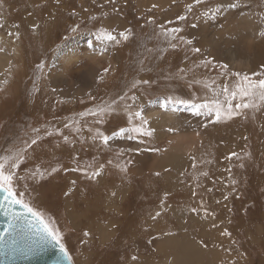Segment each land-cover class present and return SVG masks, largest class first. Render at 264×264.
<instances>
[{
	"label": "rangeland",
	"instance_id": "1",
	"mask_svg": "<svg viewBox=\"0 0 264 264\" xmlns=\"http://www.w3.org/2000/svg\"><path fill=\"white\" fill-rule=\"evenodd\" d=\"M187 4L193 0L0 2V34L14 45L0 72V155L31 144L39 129L16 169L15 188L55 221L74 264H264V102L219 120L192 109L224 101L226 78L201 61L264 78L251 76L264 72V0H201L177 20ZM161 25L182 29L171 41L177 47ZM223 25L229 31L219 36ZM101 28L120 43L98 38ZM228 41L239 58L249 56V41L257 43L251 47L261 59L250 58L253 70L231 68ZM73 51L66 77L53 80L50 71L61 73L60 60ZM55 59L60 64L52 69ZM238 79L228 76L229 86ZM135 81L149 83L133 88ZM166 97L188 103L165 110ZM105 105L114 110L91 114ZM136 111L152 135L120 132L140 123L129 116ZM181 132L196 133L198 144L165 152ZM143 159H155L156 167Z\"/></svg>",
	"mask_w": 264,
	"mask_h": 264
},
{
	"label": "snow or ice",
	"instance_id": "2",
	"mask_svg": "<svg viewBox=\"0 0 264 264\" xmlns=\"http://www.w3.org/2000/svg\"><path fill=\"white\" fill-rule=\"evenodd\" d=\"M2 2V0H0ZM58 2V0H57ZM175 2V0H173ZM201 0H193V4H200ZM193 4H187L185 6L186 13L185 15L177 16L176 19L183 21L186 19V14L188 11H191L193 8ZM236 5L233 4L232 7ZM156 7V5H153ZM216 11H219L217 8ZM209 13L205 12L204 15L207 16ZM214 18V14H213ZM168 23H172L169 21ZM163 29V25L160 26ZM182 29L179 27H173L169 29H163L162 34L169 39L170 47H177L176 44L171 43L172 40H176V33L181 32ZM130 29H126L124 32H120L119 36L124 40L128 39V35L126 33H130ZM261 35H264V31H261ZM11 35V33H9ZM18 35V34H17ZM98 38H102L109 42L120 43V40L116 35H113V32L107 29H100V34ZM179 40L184 43L191 44L192 41L186 39L183 36L179 37ZM3 51V49H0ZM194 52L199 53L201 51L200 48H193ZM205 67L211 64L213 67L220 68V75L224 76L225 83L222 88V93L224 95V101L221 102L220 99L214 98L211 101H204L199 104H192L193 111L196 112L197 115L201 114V109H206L208 115H211L213 112L215 113V117L219 120L222 114L228 118H231L233 115H239L240 112L236 110L240 109H249V108H258L261 102H264V78L260 79H251L247 73L243 75L240 72H229L228 64H215L212 60H204L201 61ZM37 67L43 68V64L38 65ZM261 68H264V65H261ZM108 68H105L103 71L108 72ZM228 76H235L238 79L237 83L229 86L227 81ZM253 77H264V72H253L251 74ZM99 78H102L99 77ZM138 83L147 84L149 81H135L132 84V87L135 88ZM239 98L240 102L235 103L233 106L232 101ZM120 100H124L125 97H119ZM132 99H135L133 96ZM116 101H112V104H115ZM173 103H188L187 101H173L171 97H166L161 103V107L167 110V108ZM112 105L98 106L95 111L90 110L91 114L96 115L99 113L103 115L105 112L113 111ZM130 117L139 118L140 123L131 129H120V132L123 133L125 131L136 132L138 134H143L145 136L152 135V129L146 128L145 125L148 124V119L144 118L142 112L136 111L134 113H129ZM168 131H174V129H168ZM33 132H36L37 135L35 138L31 140V144L27 141L24 142L23 147L17 148L11 155H0V193H2V198H0V210L4 211L5 216H9L8 222V233L9 236L12 237L13 245H17V240L13 234L20 235L22 240L30 239L33 243H35L40 248H44L48 245H51L54 248L59 249V255L56 256L55 264H72V257L65 247V245L61 242V236L59 233V229L55 225V221L50 217H47L45 213L39 210L37 207L33 206L32 203L26 201L24 199V192H17L15 188V180L17 177L16 169H18L25 158V152L32 145H35L37 141L40 139L39 137V129H33ZM100 138L103 140L105 144L108 143L109 137L101 134ZM67 139V138H65ZM232 155H235L233 153ZM195 166V165H193ZM53 172L56 171L55 168L52 169ZM98 175L97 173H93V176ZM158 175V173H157ZM195 211V209H193ZM158 215V214H157ZM19 229V231H18ZM225 234H228L225 232ZM88 235V233H85ZM5 240V236L0 234V242ZM15 250V249H14ZM22 250V247H21ZM29 250L31 251V246L29 245Z\"/></svg>",
	"mask_w": 264,
	"mask_h": 264
},
{
	"label": "bare ground",
	"instance_id": "3",
	"mask_svg": "<svg viewBox=\"0 0 264 264\" xmlns=\"http://www.w3.org/2000/svg\"><path fill=\"white\" fill-rule=\"evenodd\" d=\"M202 24L206 25L207 21L205 20H201ZM223 29L220 30L217 34L220 36L223 32V30H228L226 25H223ZM205 31L206 32V26H203L202 32ZM229 31V30H228ZM0 49H3V51H0V72L4 69H6L9 65V62L12 58V51L14 45H12V40L8 41L6 39V37L2 34H0ZM212 37L213 34H211ZM224 37V36H221ZM212 39V38H211ZM215 39H212V41ZM219 40V39H218ZM221 41V40H220ZM14 42V41H13ZM229 44H227L226 49H225V55L228 59V62L231 66V68L236 69V70H242V69H246V70H253V63L252 60L250 59L251 57H253V59H261V55L259 54L258 51H253L251 46H258L257 43L253 42V41H249L248 45L246 46L245 43H242L243 46H246V50H248V54L249 56L246 57H237L235 55V50L231 49V41H228ZM3 43L7 44L6 49L3 48ZM213 45V44H212ZM236 45V44H235ZM11 49V50H10ZM77 55L76 52H70L67 54L66 57L62 58V60H60L61 64H57V60L55 59L54 63L52 64V69L55 67H57L56 65H59V68L62 69V72L60 73L61 70L55 69V70H51L50 71V75L51 78L55 81L60 82V80H62L65 76V72H64V68L66 66L67 63L73 61L74 57ZM256 62L254 61V64ZM199 142V137L196 133L192 132V133H188V132H181L175 135L170 136L169 138V143L167 145V147L165 148V152H188L191 149H193ZM156 160L154 159L152 161V163L149 164V162L146 159H143V162L145 163V167L147 168H153L156 167ZM133 171H136V169L132 168Z\"/></svg>",
	"mask_w": 264,
	"mask_h": 264
},
{
	"label": "water",
	"instance_id": "4",
	"mask_svg": "<svg viewBox=\"0 0 264 264\" xmlns=\"http://www.w3.org/2000/svg\"><path fill=\"white\" fill-rule=\"evenodd\" d=\"M2 195L0 193V198ZM9 219L10 217L5 216L4 211L0 210V234L5 236V240L0 242V264H55L56 256L59 255L58 248L51 245L40 248L30 239L22 240L21 236L16 234L13 235L18 243L13 245L12 237L7 231ZM72 264H74L73 261Z\"/></svg>",
	"mask_w": 264,
	"mask_h": 264
},
{
	"label": "crops",
	"instance_id": "5",
	"mask_svg": "<svg viewBox=\"0 0 264 264\" xmlns=\"http://www.w3.org/2000/svg\"><path fill=\"white\" fill-rule=\"evenodd\" d=\"M249 237V236H248ZM254 243V242H253ZM264 244V243H263ZM260 245V244H259ZM238 258V257H237ZM253 258V256H252V252H249V254H248V263H250V261H251V259ZM237 261V260H236ZM264 261V260H263ZM232 264H234V262L232 263Z\"/></svg>",
	"mask_w": 264,
	"mask_h": 264
}]
</instances>
